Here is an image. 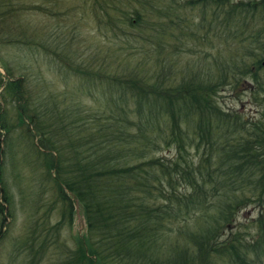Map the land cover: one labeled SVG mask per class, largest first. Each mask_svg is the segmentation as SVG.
I'll return each mask as SVG.
<instances>
[{
    "label": "trees",
    "instance_id": "obj_1",
    "mask_svg": "<svg viewBox=\"0 0 264 264\" xmlns=\"http://www.w3.org/2000/svg\"><path fill=\"white\" fill-rule=\"evenodd\" d=\"M123 1L84 0L81 6L99 32L119 31V42L126 28L128 44L144 42L137 32L142 24L149 32L169 30L173 54L181 51L182 38L192 37L193 22L180 29L177 12L196 8L199 41L212 30L214 41L232 54L213 59L211 74L190 62L178 81L160 58L153 73L128 65L126 72L110 73L108 61L98 63L96 54L74 57L76 41L59 34L39 39L28 17L51 10L35 0H0V49L19 55L13 65L0 59V196L8 217L15 206L11 169L23 144L26 165L43 169L57 199L66 204L67 192L83 212L84 237L61 264H264V0H171L161 6L131 0L138 9L128 11ZM252 9H259L256 26L245 31ZM156 12L164 14V25L143 22L144 13ZM246 39L251 45L241 47ZM38 62L62 80L75 77L77 90L93 96L99 89L95 101L102 109L93 122L88 125L77 105L60 104L58 97L32 98L42 76ZM226 88H242L256 109L245 116L236 107H220L216 95ZM168 146L174 147L171 155H157ZM187 149L196 151L198 164L188 159ZM248 207L256 215L240 222ZM66 210L56 231L72 224L68 203ZM40 236L22 238L28 246L22 264H40L47 234Z\"/></svg>",
    "mask_w": 264,
    "mask_h": 264
},
{
    "label": "rangeland",
    "instance_id": "obj_2",
    "mask_svg": "<svg viewBox=\"0 0 264 264\" xmlns=\"http://www.w3.org/2000/svg\"><path fill=\"white\" fill-rule=\"evenodd\" d=\"M35 1L42 7L51 10L50 12L42 10L38 15L35 14L28 17L33 25L31 27L32 30L39 31V39L51 40L59 34L58 36L63 39L65 38L76 41L77 45H75L74 48L77 50V53L74 57L78 58L80 55L84 59H87V56L96 54L95 61L98 63V60L101 58L108 61V63H106L109 65L108 71L110 73L126 72L128 68H134L135 70H140V72L146 70L148 73H153L157 70L155 64L160 58L165 61L167 67L172 69L171 78L178 81L180 79V73L185 71L184 66H187L190 62L200 69H206L205 71H209L211 74L214 68L212 67L211 70V66H208V64L217 57L220 58V60H222V58H228L227 55L231 53L224 52L223 48L225 46L223 47L219 41H214L212 30L211 34H208L209 29H207L205 31L207 39L203 42L199 41L197 35H201L203 31L196 30V22L199 18L196 8L193 9L192 12L187 10H181L180 13L177 12L183 19V23H180L179 25L180 29L181 26H188V28H190L189 25L193 22V26L191 25L192 28H190L192 29V37L187 36L182 38V40H180L181 51L178 50L173 54L172 51H174V49L172 46H175V43H173L169 37V30L161 33H158L157 31L149 32L148 28L145 29L142 24L140 28H137V32L141 38L144 39V42L142 40L138 41V39H132L131 44H128V41L126 40L128 37L125 36L129 31L128 28H126L127 31H123L124 36L121 37L123 42H119L116 39L115 35L120 34L117 30L114 35L111 34V36L107 35L108 33L106 32V29H101V32L96 30V27L94 26L96 19H94L89 9L85 6H81V3H83L84 0ZM153 1L156 6H161L171 0ZM183 1L184 0H176L174 2L181 3ZM229 1L235 2L238 0ZM252 1L255 0H251V2ZM131 6L134 7V9H138L135 2L132 3L131 0H125L123 1L122 10L128 11V8H131ZM52 11L57 12L56 15L51 16ZM258 15L259 9H257V11L255 9L250 10L249 16L245 18L248 23L244 26L245 31H252L254 29ZM119 16H121V14ZM115 17L117 16L115 15ZM142 18L144 23L148 22V24H152L153 27L158 26L159 24L164 25L167 20L163 13L158 12L144 13ZM187 32L188 31H186V33ZM153 34H155L157 38L151 41L148 38V35L151 37ZM175 34L176 36L179 35V30H177ZM249 40L250 39H246L245 42L241 41V47L243 46V43H245V46L251 45L249 44ZM154 42L158 43L157 45L159 49L164 48L160 53L159 49L154 47ZM17 57H19V55L16 53L15 49L9 47L0 49V59L9 61L8 63L10 65H13L14 62L17 61ZM36 69L42 76L38 80L40 85L35 84L33 91H30L29 93L32 98L37 97L38 94L41 97L46 95V99H48V96L51 98L58 97L57 99L61 102L60 104L64 103L67 106H71L73 103L77 105L79 113L81 112V115L83 116L82 120L86 121L88 125L93 122L95 118L94 115H97L96 112L99 113L102 109L101 103L95 101L96 97L100 94L99 89H94L91 92L93 96H91L86 89L77 90L76 85L78 86V82L75 77L62 80L63 77L47 72L46 66L40 62H38ZM204 70L202 69L201 71ZM3 73L2 66H0V74L3 75ZM42 83H44L45 86ZM241 90H231L226 88L218 91L216 102L222 108L231 106L235 109L236 107V110H242L241 112L247 116L251 114L256 107L248 100V93ZM32 93L34 95H32ZM29 127L30 126L28 125V128ZM33 141L34 144H36L38 138H33ZM173 148V146H168L167 148L162 147L157 155H171L174 151ZM17 149H19V152H17L15 156L17 161L11 169L13 173L11 172L12 176H10L11 179H9L10 189L14 193L13 197L15 202L12 217H8L5 204L2 203L3 200H1L2 195L0 196V204L4 205L3 207L5 209L4 214L0 216V218H4V227L0 229V264H22L24 259L28 258L27 254L23 252L28 246H26L27 244L22 238L26 234H30L31 237L35 236L37 232L38 234L40 233V238L47 234L45 242L46 251L44 252L40 264H61L62 260L75 251L77 244L80 243L78 240H81V238L83 239L84 237L85 220H83L82 209H80V206L77 204L78 202L76 200L73 201V199L70 198L71 196L66 192L65 194L70 200L68 201L63 198V201H67L70 205V210H73V213L71 214L72 224L67 226L65 223H62L56 231L54 228L55 224H58L61 219L63 211L66 210L67 203L63 204L61 196L59 197L60 200L57 199L58 192L55 190L52 179H49L44 175L45 172L43 169L34 170L26 165L27 162L21 158L22 155L27 152V150L24 149L23 144H20ZM187 154L188 159L190 158L191 162L198 164L199 161L196 151H193V149H187ZM66 211L68 212V210ZM254 215H256V211L248 207L244 210V214L240 213L238 220L244 222L245 220L252 218ZM38 225L39 227H37ZM39 242L40 241H35V250L39 247Z\"/></svg>",
    "mask_w": 264,
    "mask_h": 264
}]
</instances>
